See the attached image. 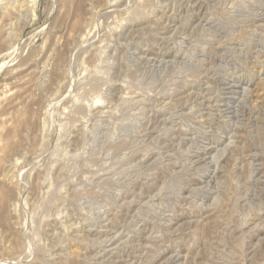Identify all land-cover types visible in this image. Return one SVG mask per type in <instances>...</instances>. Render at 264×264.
<instances>
[{
	"label": "rangeland",
	"instance_id": "374dc122",
	"mask_svg": "<svg viewBox=\"0 0 264 264\" xmlns=\"http://www.w3.org/2000/svg\"><path fill=\"white\" fill-rule=\"evenodd\" d=\"M0 264H264V0H0Z\"/></svg>",
	"mask_w": 264,
	"mask_h": 264
},
{
	"label": "bare ground",
	"instance_id": "6f19581e",
	"mask_svg": "<svg viewBox=\"0 0 264 264\" xmlns=\"http://www.w3.org/2000/svg\"><path fill=\"white\" fill-rule=\"evenodd\" d=\"M20 5H22V4H20ZM263 17V16H262ZM120 22V21H119ZM229 83V82H228ZM236 97V96H235ZM234 98V97H233ZM243 98V97H242ZM245 99V98H244ZM247 105V104H246ZM244 119V118H243ZM236 123V122H235ZM237 124V123H236Z\"/></svg>",
	"mask_w": 264,
	"mask_h": 264
}]
</instances>
